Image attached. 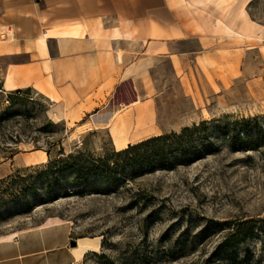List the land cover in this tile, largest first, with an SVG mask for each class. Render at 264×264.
<instances>
[{
    "label": "rangeland",
    "instance_id": "374dc122",
    "mask_svg": "<svg viewBox=\"0 0 264 264\" xmlns=\"http://www.w3.org/2000/svg\"><path fill=\"white\" fill-rule=\"evenodd\" d=\"M217 1L201 0L195 16L205 33L215 34L213 26H219L224 31L218 34L231 36L228 48L205 58L185 53L177 70L170 59L157 57L150 73L153 87L135 92L137 99L128 108L107 106L76 119L69 111L55 110L31 89L21 97L22 104L3 111L9 106L8 92L1 89L0 114L5 120L0 124V181L17 180L18 174L34 176L49 160L69 154L107 159L113 166L111 155L128 145L180 133L202 121L210 122L214 148L191 164L175 160L172 170L119 169L116 177L125 182L113 185L93 177L97 187L84 191L73 187L70 167L57 173L60 185L53 180L49 185L44 175L26 178L34 186L27 198L7 197L6 184H1L0 240L55 218L69 222L77 237L102 239L97 255L105 259L88 254L79 264H199L225 234L200 242L208 220H254L253 237L235 248L233 257L243 264H264V0H231L218 9ZM243 11L249 21L241 17ZM216 13L221 20L228 16V28L215 20ZM196 47L195 41H186L171 49L183 53ZM129 93L120 92L117 103L129 100ZM110 114L108 124L99 120ZM254 117L261 128L257 149L233 148L218 134L226 123ZM47 121L56 125L45 126ZM115 131L124 137L119 142L126 143L122 149ZM220 258L214 262L226 264Z\"/></svg>",
    "mask_w": 264,
    "mask_h": 264
},
{
    "label": "crops",
    "instance_id": "0c3cea01",
    "mask_svg": "<svg viewBox=\"0 0 264 264\" xmlns=\"http://www.w3.org/2000/svg\"><path fill=\"white\" fill-rule=\"evenodd\" d=\"M200 11L201 0H0V83L6 92L33 89L76 119L107 106L128 108L135 92L153 87L157 57L177 70L185 53L205 58L228 48L231 36L218 34L219 26L205 33ZM218 16L228 28V16ZM241 17L249 21L245 11ZM186 41L197 47L172 51ZM122 91L129 100L117 103ZM102 249L101 238L77 237L69 222L54 218L1 239L0 264H79Z\"/></svg>",
    "mask_w": 264,
    "mask_h": 264
},
{
    "label": "trees",
    "instance_id": "16d2710c",
    "mask_svg": "<svg viewBox=\"0 0 264 264\" xmlns=\"http://www.w3.org/2000/svg\"><path fill=\"white\" fill-rule=\"evenodd\" d=\"M2 85L0 91H2ZM4 91V90H3ZM31 92L30 88L25 90L19 89L10 91L6 94L7 105L3 108L7 110L10 106L22 104L21 97L28 95ZM1 104H3L1 102ZM2 106V105H1ZM2 114H0V124L4 121ZM50 121H47L45 126L54 127ZM210 122L202 121L199 124H194L191 127L183 128L180 133H170L161 136L151 137L135 145H128L126 149L115 152L111 155L115 158L113 166L110 160L107 159H91L85 158L82 154H69L64 157L49 160L47 167L34 176L30 175L23 177L16 175L17 180L10 178L6 181H0L1 184H6L5 193L7 197H16L17 195L27 198V196L34 191L33 183H27L26 178H35L42 175L47 176L46 181L50 185L51 180L60 185L57 173L64 167H70L74 172L73 187L77 190H86L87 188H96V181H92L93 177L98 180H103L111 185L118 180L116 172L125 171L127 168H154L159 167L163 169L172 170L175 165V160L180 165H187L196 162L203 158L206 152L214 148L213 138L209 135ZM261 128L257 118L235 120L224 124L218 128V134L225 138L233 148H247L257 149L260 147L259 134ZM54 142L48 144L53 146ZM11 152V151H10ZM178 154V159H176ZM13 154L10 155V157ZM47 156L50 159V151H47ZM120 159V161L116 160ZM41 174V175H40ZM98 191V190H97ZM10 193V194H9ZM3 198H5L3 196ZM254 220L243 222L232 221H214L208 220L205 228L200 232L199 240L204 241L207 238H213L219 234L225 233L222 239L216 244L215 251L208 257L202 259L199 264H217L214 258L221 257L220 261L226 264H243L242 261L235 260L233 253L235 248L244 244L254 235ZM264 233V230H262ZM194 249V248H193ZM184 251L179 252L181 257ZM97 257L105 259L103 255L99 256L97 253H92ZM170 258L176 260L173 253L169 254ZM220 263V262H218Z\"/></svg>",
    "mask_w": 264,
    "mask_h": 264
},
{
    "label": "bare ground",
    "instance_id": "6f19581e",
    "mask_svg": "<svg viewBox=\"0 0 264 264\" xmlns=\"http://www.w3.org/2000/svg\"><path fill=\"white\" fill-rule=\"evenodd\" d=\"M112 115L110 114V116H105L106 117V121L104 122V123H108L109 122V120L112 118L111 117ZM104 117V118H105ZM103 118V117H102ZM93 120V119H92ZM93 122V121H92ZM127 132V131H126ZM121 135V136H123L121 133H119V132H117V131H115L114 132V135ZM116 139V141H117V143H118V146H119V149H122V148H124L125 146H126V143H119L120 142V140L122 139V138H115ZM43 155H44V153H42ZM76 250V249H75ZM92 252V251H91ZM87 253V252H86Z\"/></svg>",
    "mask_w": 264,
    "mask_h": 264
},
{
    "label": "water",
    "instance_id": "95a60500",
    "mask_svg": "<svg viewBox=\"0 0 264 264\" xmlns=\"http://www.w3.org/2000/svg\"><path fill=\"white\" fill-rule=\"evenodd\" d=\"M70 247H75L76 246V242L74 240H71L69 243Z\"/></svg>",
    "mask_w": 264,
    "mask_h": 264
}]
</instances>
